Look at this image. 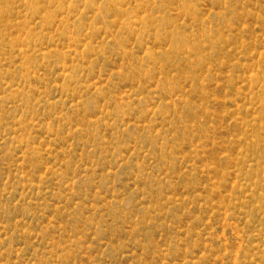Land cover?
I'll return each mask as SVG.
<instances>
[{"label":"rangeland","instance_id":"obj_1","mask_svg":"<svg viewBox=\"0 0 264 264\" xmlns=\"http://www.w3.org/2000/svg\"><path fill=\"white\" fill-rule=\"evenodd\" d=\"M0 264H264V0H0Z\"/></svg>","mask_w":264,"mask_h":264}]
</instances>
